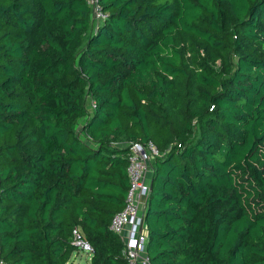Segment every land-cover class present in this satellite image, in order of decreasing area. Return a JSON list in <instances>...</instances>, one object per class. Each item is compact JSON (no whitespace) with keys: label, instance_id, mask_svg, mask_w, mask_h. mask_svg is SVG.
Instances as JSON below:
<instances>
[{"label":"trees","instance_id":"trees-1","mask_svg":"<svg viewBox=\"0 0 264 264\" xmlns=\"http://www.w3.org/2000/svg\"><path fill=\"white\" fill-rule=\"evenodd\" d=\"M0 0V261L128 264L110 229L152 143L150 264H264V0Z\"/></svg>","mask_w":264,"mask_h":264},{"label":"built area","instance_id":"built-area-1","mask_svg":"<svg viewBox=\"0 0 264 264\" xmlns=\"http://www.w3.org/2000/svg\"><path fill=\"white\" fill-rule=\"evenodd\" d=\"M91 8L92 22L100 25L107 18L99 0H85ZM129 149L126 174L129 188L123 210L113 216L110 229L118 235L124 244L123 255L128 264H150L146 255L147 235L144 226L146 203L150 192L151 163L161 155L152 143L127 144ZM73 245L82 252L90 254V245L84 241L77 230L73 231ZM0 264H4L0 261Z\"/></svg>","mask_w":264,"mask_h":264},{"label":"rangeland","instance_id":"rangeland-1","mask_svg":"<svg viewBox=\"0 0 264 264\" xmlns=\"http://www.w3.org/2000/svg\"><path fill=\"white\" fill-rule=\"evenodd\" d=\"M90 258V254L80 251L70 264H91Z\"/></svg>","mask_w":264,"mask_h":264},{"label":"crops","instance_id":"crops-1","mask_svg":"<svg viewBox=\"0 0 264 264\" xmlns=\"http://www.w3.org/2000/svg\"><path fill=\"white\" fill-rule=\"evenodd\" d=\"M150 176H151V174L150 173H148V175H147V178L150 180Z\"/></svg>","mask_w":264,"mask_h":264},{"label":"water","instance_id":"water-1","mask_svg":"<svg viewBox=\"0 0 264 264\" xmlns=\"http://www.w3.org/2000/svg\"><path fill=\"white\" fill-rule=\"evenodd\" d=\"M150 190H151V182H150Z\"/></svg>","mask_w":264,"mask_h":264}]
</instances>
